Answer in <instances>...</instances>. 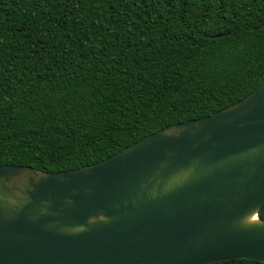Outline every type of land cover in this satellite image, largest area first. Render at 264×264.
<instances>
[{
    "label": "trees",
    "instance_id": "1",
    "mask_svg": "<svg viewBox=\"0 0 264 264\" xmlns=\"http://www.w3.org/2000/svg\"><path fill=\"white\" fill-rule=\"evenodd\" d=\"M263 82L264 0H0V165L94 164Z\"/></svg>",
    "mask_w": 264,
    "mask_h": 264
},
{
    "label": "water",
    "instance_id": "2",
    "mask_svg": "<svg viewBox=\"0 0 264 264\" xmlns=\"http://www.w3.org/2000/svg\"><path fill=\"white\" fill-rule=\"evenodd\" d=\"M264 82L108 158L0 165V264L264 262Z\"/></svg>",
    "mask_w": 264,
    "mask_h": 264
}]
</instances>
